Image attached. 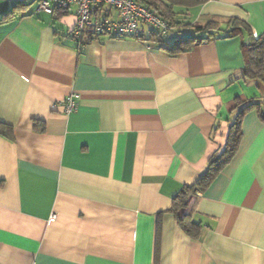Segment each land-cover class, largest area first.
<instances>
[{
    "label": "crops",
    "instance_id": "1",
    "mask_svg": "<svg viewBox=\"0 0 264 264\" xmlns=\"http://www.w3.org/2000/svg\"><path fill=\"white\" fill-rule=\"evenodd\" d=\"M0 264H264V122L242 120L237 152L212 183L170 210L225 146L235 99L264 94L243 76L242 43L264 31V0L174 7L162 41L72 36L37 0H0ZM246 23L227 36L230 19ZM193 25L203 29L196 31ZM214 37L170 54L174 40ZM177 31V28H174ZM206 29V30H205ZM77 94L66 112L67 98ZM189 215L197 238L178 225Z\"/></svg>",
    "mask_w": 264,
    "mask_h": 264
},
{
    "label": "trees",
    "instance_id": "2",
    "mask_svg": "<svg viewBox=\"0 0 264 264\" xmlns=\"http://www.w3.org/2000/svg\"><path fill=\"white\" fill-rule=\"evenodd\" d=\"M144 2L148 7L155 9V11L165 19H168L173 27L169 32L178 33V27L180 26L174 18V7L176 6H189L192 4L200 3L203 0H138ZM24 3H17L12 6L11 9L6 11L0 16V22L5 21L15 16L22 15ZM53 12L56 16L65 15L67 9L59 8L57 6L53 7ZM232 26L227 31L226 37H231L238 32L245 30L247 31V25L244 21L239 19H230ZM145 25L149 27L148 36L151 40L162 41L166 34H160L156 28L151 27L148 24L143 25V30ZM177 28V31L174 29ZM194 30L199 31L203 29L201 25H193ZM207 29V28H206ZM205 29V30H206ZM143 33H145L143 31ZM207 35L201 38H196L193 36H187L183 38H178L174 40L169 47L165 49L170 54H176L181 51L188 50L194 44L207 42L211 40L214 35L207 29ZM249 35L248 42L242 43V50L244 56L243 65V76L247 79L257 80L264 85V31L257 37H254L252 32H247ZM105 35V34H94ZM110 37H122L108 35ZM145 35L141 34L135 39H144ZM235 108L237 113L230 122L228 136L224 148L218 154L212 155L208 160V166L206 171L192 184H185L181 187L180 191L176 193L172 198V205L170 210L177 212L178 209L186 205V201L191 194L196 192H203L216 178V176L221 172L226 164L232 159L238 150L240 140L242 137V120L244 115L248 111H255L259 119L264 122V94L258 97L241 101L239 98L235 99ZM12 127L4 122H0V135L11 138ZM178 225L180 228L188 234L190 237L197 238L200 234L201 226L198 222L194 221L189 215H184L183 217L177 218Z\"/></svg>",
    "mask_w": 264,
    "mask_h": 264
},
{
    "label": "built area",
    "instance_id": "3",
    "mask_svg": "<svg viewBox=\"0 0 264 264\" xmlns=\"http://www.w3.org/2000/svg\"><path fill=\"white\" fill-rule=\"evenodd\" d=\"M54 6L75 7L72 36L78 42L87 30L93 34L137 38L143 34L144 24L156 28L162 35L173 29L168 19L138 0H37L36 11L51 10ZM77 97L74 94L67 98L66 112L75 107Z\"/></svg>",
    "mask_w": 264,
    "mask_h": 264
},
{
    "label": "rangeland",
    "instance_id": "4",
    "mask_svg": "<svg viewBox=\"0 0 264 264\" xmlns=\"http://www.w3.org/2000/svg\"><path fill=\"white\" fill-rule=\"evenodd\" d=\"M181 31H182L181 28L178 29V32H181ZM171 34H172L173 36H176V35H177V33H175V32H169L168 36L171 35ZM168 36L166 35L164 38H167Z\"/></svg>",
    "mask_w": 264,
    "mask_h": 264
}]
</instances>
